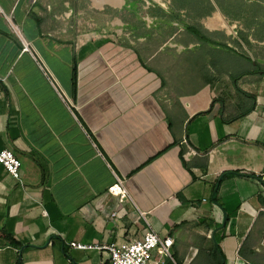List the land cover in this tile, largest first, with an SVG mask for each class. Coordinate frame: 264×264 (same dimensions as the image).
I'll return each instance as SVG.
<instances>
[{"label": "crops", "instance_id": "obj_1", "mask_svg": "<svg viewBox=\"0 0 264 264\" xmlns=\"http://www.w3.org/2000/svg\"><path fill=\"white\" fill-rule=\"evenodd\" d=\"M178 21L156 0H0V150L21 160L18 181L0 165V264H112L68 244L148 225L179 264H264V84Z\"/></svg>", "mask_w": 264, "mask_h": 264}, {"label": "rangeland", "instance_id": "obj_2", "mask_svg": "<svg viewBox=\"0 0 264 264\" xmlns=\"http://www.w3.org/2000/svg\"><path fill=\"white\" fill-rule=\"evenodd\" d=\"M156 1L178 19V23L194 25L210 38L230 48L226 50V55H230L233 81L241 78L243 86L250 80L264 84V0ZM198 41L200 45L204 44ZM188 44L186 42L182 47ZM197 50L198 47L189 50L185 48L184 58ZM140 51L141 56L151 65H155L163 56L154 53L153 45L140 47ZM245 71L251 73L241 75Z\"/></svg>", "mask_w": 264, "mask_h": 264}, {"label": "built area", "instance_id": "obj_3", "mask_svg": "<svg viewBox=\"0 0 264 264\" xmlns=\"http://www.w3.org/2000/svg\"><path fill=\"white\" fill-rule=\"evenodd\" d=\"M24 50H29L27 42H24ZM51 84L55 87L53 80H51ZM69 105L70 108H73L72 104L69 103ZM0 165L14 180H20L21 160L10 150H0ZM115 179V182L108 187V192L116 196L120 202L131 201L124 188L123 180L118 177ZM179 203L176 202V204ZM115 215V212H111V216ZM172 243L171 237H160L148 225L138 239L112 242L108 245L82 244L80 242H70L68 245L71 248L80 250L105 249L109 252L112 264H179L172 256L170 250ZM182 264H186V262Z\"/></svg>", "mask_w": 264, "mask_h": 264}, {"label": "trees", "instance_id": "obj_4", "mask_svg": "<svg viewBox=\"0 0 264 264\" xmlns=\"http://www.w3.org/2000/svg\"><path fill=\"white\" fill-rule=\"evenodd\" d=\"M185 29L188 31V32H190L191 34H193V35H195V36H197L200 40H202V41H208L209 39L207 38V36L206 35H204L202 32H201V30L198 28V27H196V26H194V25H189V24H187L186 26H185ZM212 42V41H211ZM213 43H215L216 45H220V46H222V47H226V48H228V46H226L225 44H222V43H220V42H213ZM228 49H230V48H228ZM248 59V61H252V60H250L249 58H247ZM253 62V61H252ZM247 73H251V72H243V73H241V75H246ZM74 76H75V70H73V81H74ZM237 90H239L240 92H242V93H244V94H246V95H248V96H251L250 94H248V93H245V92H243L239 87H237Z\"/></svg>", "mask_w": 264, "mask_h": 264}]
</instances>
